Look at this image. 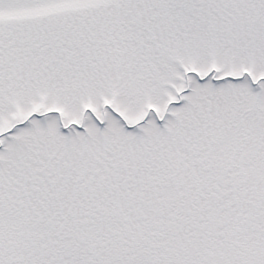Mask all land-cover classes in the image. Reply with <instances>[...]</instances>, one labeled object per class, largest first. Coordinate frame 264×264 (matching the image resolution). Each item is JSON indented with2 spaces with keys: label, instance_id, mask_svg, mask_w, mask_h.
Segmentation results:
<instances>
[{
  "label": "snow or ice",
  "instance_id": "1",
  "mask_svg": "<svg viewBox=\"0 0 264 264\" xmlns=\"http://www.w3.org/2000/svg\"><path fill=\"white\" fill-rule=\"evenodd\" d=\"M0 264H264V0H0Z\"/></svg>",
  "mask_w": 264,
  "mask_h": 264
}]
</instances>
